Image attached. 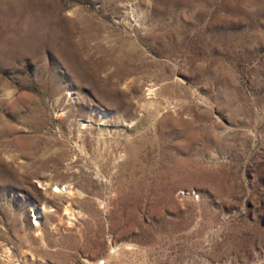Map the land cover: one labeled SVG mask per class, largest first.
<instances>
[{
  "label": "rangeland",
  "instance_id": "1",
  "mask_svg": "<svg viewBox=\"0 0 264 264\" xmlns=\"http://www.w3.org/2000/svg\"><path fill=\"white\" fill-rule=\"evenodd\" d=\"M0 264H264V0H0Z\"/></svg>",
  "mask_w": 264,
  "mask_h": 264
},
{
  "label": "bare ground",
  "instance_id": "2",
  "mask_svg": "<svg viewBox=\"0 0 264 264\" xmlns=\"http://www.w3.org/2000/svg\"><path fill=\"white\" fill-rule=\"evenodd\" d=\"M48 185H49V184H48ZM63 190H64V189H62L61 187L58 186V188H57L56 190H54V191H55V192H58V191H63ZM67 190H68V189H67ZM66 210H68V209H66ZM64 212L67 213L68 211H67V212L64 211ZM69 212H70V211H69Z\"/></svg>",
  "mask_w": 264,
  "mask_h": 264
}]
</instances>
